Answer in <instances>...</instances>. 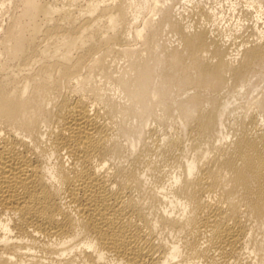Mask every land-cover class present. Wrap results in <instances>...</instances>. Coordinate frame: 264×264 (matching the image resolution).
<instances>
[{
  "label": "bare ground",
  "instance_id": "obj_1",
  "mask_svg": "<svg viewBox=\"0 0 264 264\" xmlns=\"http://www.w3.org/2000/svg\"><path fill=\"white\" fill-rule=\"evenodd\" d=\"M6 1L0 264H264V0Z\"/></svg>",
  "mask_w": 264,
  "mask_h": 264
},
{
  "label": "rangeland",
  "instance_id": "obj_2",
  "mask_svg": "<svg viewBox=\"0 0 264 264\" xmlns=\"http://www.w3.org/2000/svg\"><path fill=\"white\" fill-rule=\"evenodd\" d=\"M191 1H194V0H191ZM191 1L188 2V0L187 1L186 0H177V3L175 4V6L179 7L180 9L186 8V7L189 8ZM200 1L202 2V4H210L211 3L215 7H217V9H221L220 17H218L213 24L215 25L216 28L223 30V32L225 34H230L229 36H225V37L223 36L227 41H229V42L231 40L237 41L242 37L241 31H243L242 30L243 28L241 27V25H237L238 24L237 22L240 21V19L238 18V14L242 10V9L239 10V8L247 7L245 5V2L238 1L239 5L235 6V9L232 11L231 7H229V0H200ZM6 2H8V0ZM240 2H241V6H240ZM249 9H250V11H252L251 12L252 15H254L255 13H254L253 9L252 8H249ZM145 13L146 12H144L143 14H145ZM188 16H190L192 19H195L197 17V15L191 11L188 12ZM6 20H7V13L5 12L3 14H0V23L2 25H4L6 23ZM262 20L263 19L258 20V24L262 25L261 24ZM248 21H249V23L247 22V20L245 22L249 25L251 20H248ZM246 23H245V25H247ZM263 25H264V23H263ZM239 27H241L242 29ZM247 30H250V28L248 27ZM231 31H232V34H231ZM248 32L249 31H247L246 33H248Z\"/></svg>",
  "mask_w": 264,
  "mask_h": 264
}]
</instances>
